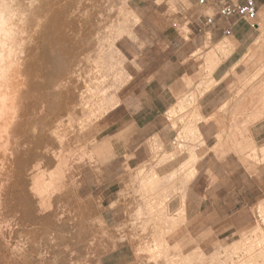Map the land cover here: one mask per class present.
Wrapping results in <instances>:
<instances>
[{"label":"bare ground","instance_id":"bare-ground-1","mask_svg":"<svg viewBox=\"0 0 264 264\" xmlns=\"http://www.w3.org/2000/svg\"><path fill=\"white\" fill-rule=\"evenodd\" d=\"M16 4L11 40L0 26V264H99L95 257L106 249V233L96 221L92 198L80 200L67 185L66 164L73 155L67 146V130L83 132L92 118L118 105L105 85L110 79L107 71L114 79L116 73L111 58L105 59L103 52L113 47L117 30L121 31L129 19L135 23L138 18L127 0H16ZM260 8L254 20L260 35L253 53L264 40V4ZM234 44L233 38L219 41L214 50L217 60L219 53L227 56ZM212 56L205 59L207 75L218 63L207 64ZM242 58L245 64L246 55ZM249 77L253 81L247 92L246 88L242 94L235 91L232 111L224 102L208 116L194 110L182 128H178L183 122L181 115L171 122L179 131L178 150L187 152L180 166L179 190L183 191L176 209L178 219L185 217L184 188L195 177L199 160L194 143L188 141L203 144L195 121H217V113L223 110L225 114L226 110L232 115L239 113L244 93L253 99L244 98L246 106L256 109L255 113L264 110V102L258 99L260 92L264 95V71L255 66ZM194 97L175 103L169 108V117L183 112ZM240 123L232 125L235 133L246 125ZM227 124L218 134V142L226 137L231 126ZM246 150V159L264 162V146L250 144ZM158 180L152 174L142 186L153 188ZM253 209L259 219L250 235L227 248V254L194 251L181 255L175 249L166 253L163 244L167 242L161 237L148 254L137 258L140 264H264V201ZM175 220H171L172 225Z\"/></svg>","mask_w":264,"mask_h":264},{"label":"rangeland","instance_id":"rangeland-1","mask_svg":"<svg viewBox=\"0 0 264 264\" xmlns=\"http://www.w3.org/2000/svg\"><path fill=\"white\" fill-rule=\"evenodd\" d=\"M197 1L127 0L129 9L137 16L138 20L133 23L129 19L121 31L117 30L116 33L119 34H116L117 37L114 40L113 47L103 52L105 59L111 58L112 70L116 73L115 79L111 78L112 72L108 70V66L105 67L110 78L105 85L109 91L108 93L115 95L114 98L117 103L122 100L125 104H131L133 92L134 94L137 93V84L144 79L145 74L155 69L159 73L162 72L164 58H167V53L161 52L169 44V39H173L172 44L178 45L181 43L178 40L181 38L183 41L185 38L190 47H195L200 45V36L210 27L219 29V31L217 30L216 40L210 42L208 39L209 34H206L203 44L193 52V57L199 61L200 68L194 77L185 80V93H183L181 85L176 92L178 94L179 92L182 93L181 99H183L191 94L198 96L204 94L214 86L215 79L212 77V72L209 75L205 72V59L207 55H211V53H208L211 50H213L212 55L214 56H212V60H207V64L213 65L216 61L218 65L226 58L225 53H219L217 60L214 54L216 44L223 40L224 36L221 34L220 28L222 26L218 19L212 25H204V16L211 15L215 11H211L206 5H198ZM256 1L257 13H259L264 0ZM116 4L115 9L118 11V5ZM232 20L238 22L242 27V33H239V36L245 33L249 35V38L246 37V42L243 44L249 45L243 55L241 53L242 49H239L234 57L217 71V77L223 80L216 87L217 98L207 104H205V101L201 103L195 99L194 102L182 110L183 114L180 115L183 122L178 124V128H182L191 117L192 110L201 112V105L204 106L202 107L204 113H212L213 110L211 111V109H218L224 102L231 107L230 102L236 95V90H240L242 94V91L246 88L247 92L248 86L253 81L249 74L254 71V67L257 66L262 72L264 71V40L259 43V49L253 53L254 42L260 32L254 25L242 19L232 18ZM235 29L234 26L233 32ZM228 38H233L235 41L233 48H231L233 50L238 45V41L235 34ZM222 55L224 57H221ZM245 55L247 62L244 64L240 60ZM139 68H142L143 72L139 73ZM209 78L212 79L209 80ZM260 93L258 95L261 97L258 98L261 99L263 94ZM248 94L241 95L243 103L242 109L238 111L239 113L233 114L234 116L227 113V110H233L232 107H228L226 114L223 112L225 110L219 111L217 121H210L212 126L209 125L203 128V130L209 132L207 147L217 141V134L221 133L227 123V126L231 124L230 128L226 129L229 137L236 138L237 136V143L243 141L241 128L239 127L235 133L236 130H232V125L237 121L244 124L247 117L245 114L241 115L242 112L247 109H254L250 105L246 106L247 101H243L244 98L248 101L253 100ZM179 101L180 99L176 100L172 106ZM165 103L167 105V102ZM155 104L157 107H164L162 102L155 101ZM123 112H125V109L119 108L108 115L106 113L92 118L90 126L83 132L67 130V146L73 153L66 164L67 185L75 190L80 200L92 198V202L96 207V221L106 233V249L95 257L99 264H140L137 257L148 254V250L156 243L155 241H160L161 237L168 244L162 245L166 253L174 252L175 249L181 255L194 251L211 255L217 251L221 256L229 252L227 248L238 244L241 237L250 235L252 228L259 219V214L257 210L253 209L254 205L252 204L246 206L242 213H238L234 217L230 216V212L215 215L211 212L210 206L202 204L200 209L197 207L198 211L194 210L193 207V211L188 212L187 216L182 220L178 219L177 210H179L181 202L180 191H183L179 190L183 174L180 163L187 158L186 150L179 151L177 149L178 143L181 142L178 137L179 131H176L173 126L174 133L162 134L163 138L168 139L169 146L167 144L164 147L159 140L151 142L153 156L147 162L148 164L133 166L143 156H138L135 162H133V159L128 160L130 155L133 154L134 146L137 144V135L134 134L135 141L133 146L130 147L129 135L124 133L120 136L117 134L116 130L123 125L127 118ZM224 114L228 117L227 119H225ZM179 117L170 120L167 116L171 128V122ZM263 117L264 115L260 116L259 119ZM259 119L257 117L255 121ZM199 121L204 122L205 119L202 118ZM199 121H195L198 127L203 124H200ZM253 121H250V123ZM161 124H163V121H161ZM154 126H157V122L154 123ZM214 131L215 134L217 133L215 137L212 134ZM188 143L190 145L194 143V148L202 145L200 141H188ZM171 152H174V154L169 156ZM169 161L171 163H167ZM149 173H154L159 180L153 188H144L141 185ZM202 176L203 174L197 180L201 186L192 197L196 203L200 200L197 195L203 191L204 178ZM148 205L152 207L150 210ZM173 219L177 221L175 220L172 225L171 220Z\"/></svg>","mask_w":264,"mask_h":264},{"label":"crops","instance_id":"crops-1","mask_svg":"<svg viewBox=\"0 0 264 264\" xmlns=\"http://www.w3.org/2000/svg\"><path fill=\"white\" fill-rule=\"evenodd\" d=\"M202 5H206L211 11H215L217 8L214 0H205V4ZM218 20L222 26L220 28L222 36L230 37L235 34L238 45L220 64L214 67L212 71V77L215 79L214 86L204 94H200L199 96L191 94L183 98V101L184 99L189 100L188 97L190 96H195L196 100H199L201 103L205 101V104H207L209 101H213V99L217 98L216 87L223 81L219 79L220 77H217V71L222 65L234 57L239 49H242L241 53L243 55L246 47L249 45H243L244 42H246V37L249 38V35L245 33L239 36V33H242V27L238 22L233 21L232 18L227 20L219 18ZM234 26L236 29L233 32ZM227 27H231V32L228 35L223 33V30ZM217 30L219 31V29H213L212 27L206 30L204 34L200 36V45L195 47H190L188 44L189 42H186L187 40L185 38L183 41L180 38L178 41L181 43L178 45L172 44L173 39H169V44H167L161 52L167 53V58H164L162 72L159 73L158 70L155 69L152 72L146 73L144 79L137 84V93L134 94L133 92L131 104H125L121 100L113 110L107 113L108 115L117 111L119 108L125 109L123 113L127 117L126 121L116 131L120 136L124 133L129 135L128 141L130 147L133 146V142L135 141L134 134L137 135V144L134 146L133 154L130 155L128 160L133 159V162H135L138 156L143 157L139 159L137 163H133V166L148 164L147 162H149L153 156L151 144L154 141L159 140L164 147L169 143L167 138L162 137V134H172L175 132L173 128H171L167 116L169 117L168 112L172 104L176 100H182V93L179 92L178 94L176 91L179 90L181 85L183 93H185V80L194 77L197 70L200 68V63L193 57V52L198 46L203 44L206 34H209L208 39L210 42L216 40ZM212 51L213 50L208 51V53L212 54ZM139 69V73L143 72L142 68ZM258 99L264 102V95L263 98ZM155 101L158 103L162 102L164 107H157ZM165 102H167V105H165ZM202 107L204 106L201 105V112L199 111L202 116L211 114L204 113ZM212 110L216 111L217 109H211V111ZM255 110L256 109H247L242 114H245L249 119L248 121L247 118L245 119L246 121L244 120L246 125L242 126L243 141L238 143L236 142L238 139L237 136L236 138H233V136L229 137L227 133L224 140L218 142L217 139V141H214L215 144L213 142L207 147L206 144L209 140V132L203 130V128L209 125L212 126L210 122L212 119L204 122L199 121L200 124L203 123L198 127L203 137V144L196 148V154L199 156V160L196 163L197 172L195 177L184 188L183 203L185 216H187L188 212L190 213L193 211V207L194 210L198 211L202 204H207L210 206L211 212L215 213V215L230 212V216L234 217L236 214L242 213L246 206L250 204L255 206L259 202L264 201V162H254L246 159V153L248 152L246 148L248 145L254 144L257 148L264 146V117L259 119L260 116L264 115V110L260 109L258 113H255ZM180 114L182 115L183 113L181 112ZM180 114H176L175 118L180 116ZM257 117L259 120L255 121ZM161 121H163V124H161ZM250 121L253 122L250 123ZM155 122H157V126H154ZM212 134L213 137H215L217 133L215 134L214 131ZM222 146H225V148H222ZM169 155H171V153ZM167 163L171 162L169 161ZM152 174L154 175V173H149L148 176L146 175L143 182L151 177ZM202 174L204 178L203 191H200L201 193L197 195L200 197V200L196 203L192 197L201 186L197 180Z\"/></svg>","mask_w":264,"mask_h":264},{"label":"built area","instance_id":"built-area-1","mask_svg":"<svg viewBox=\"0 0 264 264\" xmlns=\"http://www.w3.org/2000/svg\"><path fill=\"white\" fill-rule=\"evenodd\" d=\"M216 10L211 15L204 16V25L209 26L214 24L216 19H242L252 25L257 15L256 0H214ZM198 5L205 4V0H198ZM231 32V27L223 30V33L228 35Z\"/></svg>","mask_w":264,"mask_h":264},{"label":"clouds","instance_id":"clouds-1","mask_svg":"<svg viewBox=\"0 0 264 264\" xmlns=\"http://www.w3.org/2000/svg\"><path fill=\"white\" fill-rule=\"evenodd\" d=\"M17 9L16 0H0V26L3 27L8 40H11L15 30L13 22L17 18Z\"/></svg>","mask_w":264,"mask_h":264}]
</instances>
